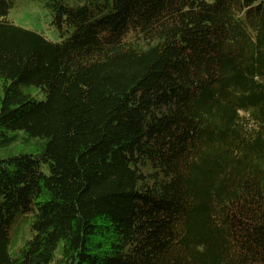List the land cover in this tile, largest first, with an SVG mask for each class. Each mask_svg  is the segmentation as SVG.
<instances>
[{
  "label": "trees",
  "instance_id": "trees-1",
  "mask_svg": "<svg viewBox=\"0 0 264 264\" xmlns=\"http://www.w3.org/2000/svg\"><path fill=\"white\" fill-rule=\"evenodd\" d=\"M12 8L0 264H264V0H48L61 43Z\"/></svg>",
  "mask_w": 264,
  "mask_h": 264
},
{
  "label": "rangeland",
  "instance_id": "rangeland-1",
  "mask_svg": "<svg viewBox=\"0 0 264 264\" xmlns=\"http://www.w3.org/2000/svg\"><path fill=\"white\" fill-rule=\"evenodd\" d=\"M13 3L8 20L21 28L43 33L50 41L54 43H61L69 38L74 30H72L65 37H61L59 32L52 26V17L49 10L46 8L48 0H6ZM212 1V0H211ZM71 6H81L86 3V0H66ZM100 15H95L91 20L94 21ZM2 91L0 90V97ZM38 95V94H37ZM42 99V95H38ZM1 105V100H0ZM1 109V107H0ZM44 172L49 173L48 170L43 169ZM33 211L18 213L11 225L10 229V244L8 253L14 257L17 252L32 240L35 232L32 229Z\"/></svg>",
  "mask_w": 264,
  "mask_h": 264
}]
</instances>
